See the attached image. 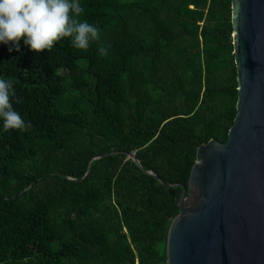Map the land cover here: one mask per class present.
Segmentation results:
<instances>
[{"label":"trees","instance_id":"obj_1","mask_svg":"<svg viewBox=\"0 0 264 264\" xmlns=\"http://www.w3.org/2000/svg\"><path fill=\"white\" fill-rule=\"evenodd\" d=\"M80 4L101 30L86 51L0 45L29 125L0 123V264H166L182 188L158 179L187 187L237 114L232 0Z\"/></svg>","mask_w":264,"mask_h":264},{"label":"water","instance_id":"obj_2","mask_svg":"<svg viewBox=\"0 0 264 264\" xmlns=\"http://www.w3.org/2000/svg\"><path fill=\"white\" fill-rule=\"evenodd\" d=\"M231 24L238 101L227 141L197 148L187 187L157 178L182 188L166 264H264V0H232Z\"/></svg>","mask_w":264,"mask_h":264},{"label":"clouds","instance_id":"obj_3","mask_svg":"<svg viewBox=\"0 0 264 264\" xmlns=\"http://www.w3.org/2000/svg\"><path fill=\"white\" fill-rule=\"evenodd\" d=\"M80 0H0V45L8 51L20 52L21 41L33 53L50 51L57 42L70 38L77 50H87L92 42H99L101 30L87 20ZM106 56L107 48L99 47ZM13 83L0 78V123L5 131H25L29 126L13 108Z\"/></svg>","mask_w":264,"mask_h":264}]
</instances>
